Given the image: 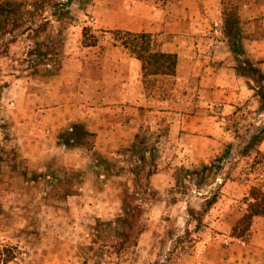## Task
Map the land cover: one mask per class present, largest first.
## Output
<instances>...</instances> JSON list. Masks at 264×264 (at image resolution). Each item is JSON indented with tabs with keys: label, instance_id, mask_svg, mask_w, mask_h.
Returning a JSON list of instances; mask_svg holds the SVG:
<instances>
[{
	"label": "rangeland",
	"instance_id": "rangeland-1",
	"mask_svg": "<svg viewBox=\"0 0 264 264\" xmlns=\"http://www.w3.org/2000/svg\"><path fill=\"white\" fill-rule=\"evenodd\" d=\"M16 1L38 7L28 8L31 23L0 43V86L7 85L0 101V264H264V218H254L243 238L234 233L250 190L264 191V60L252 63L251 98L229 115L217 107L198 114L207 124L200 143L176 123L184 120L190 131L195 122L188 119L199 108L195 83L144 81L141 72L142 105L127 116L135 136L145 138L136 150L154 155L145 165L135 136L112 155L94 151L98 116L106 124L112 116L98 109L113 103L92 81L77 86L99 76L106 50L129 56L114 41L128 31L101 27L108 0H69L65 9L67 0ZM220 9L221 36L232 22L247 61L244 44L264 46V0H222ZM124 114L113 115L122 122ZM198 146L201 157L186 156ZM129 195L133 227L119 247L123 239L113 229L123 227Z\"/></svg>",
	"mask_w": 264,
	"mask_h": 264
},
{
	"label": "crops",
	"instance_id": "crops-1",
	"mask_svg": "<svg viewBox=\"0 0 264 264\" xmlns=\"http://www.w3.org/2000/svg\"><path fill=\"white\" fill-rule=\"evenodd\" d=\"M122 2L123 4L120 3L122 5H118L116 0H108L109 8L105 12L101 27L150 34L156 38L161 52L177 55L174 79L184 84L191 83V86L192 82L195 83L193 90L198 91L199 108L196 110L197 113L194 112L196 113L194 116L188 117L190 122L193 119L195 121L190 131L189 123L184 120L176 123L179 128L180 123L182 124L181 129L186 131L184 137L192 138L198 143L202 142L206 139L204 132L207 124L198 114L209 111L208 109L213 112L217 107L220 108L217 113L229 115L234 111V106L253 95L252 80L239 72V61L245 60L233 52L229 38L221 36L222 0H123ZM243 47L249 63L264 60V46L256 48L255 45L244 44ZM103 59L105 64L99 76L87 80L86 83L80 81L77 86L81 89V86H90L89 81H92L91 87H95V91L100 96L104 90L109 93L112 100L110 103L113 104L107 110L102 108L98 110L99 115L104 111L112 113L111 121L108 124L99 122L98 116L96 130L98 140L94 151L103 155L107 153L112 155L115 153L111 152L112 149L126 144L129 142L128 139L136 135L131 126V116L127 115H132L133 105H142L141 99L144 98V94L143 88L140 87L139 61L130 55L127 56L120 48L106 50ZM256 66L252 67L256 68ZM123 99L124 103L121 104ZM122 111L125 116L122 117L124 119L121 122V119L117 118ZM113 114H116L117 118ZM176 123L170 128L173 133H176L178 127ZM174 138L175 136L168 142L171 155L177 150L175 147L177 142ZM190 152L191 154L186 156L201 157L204 150L198 146Z\"/></svg>",
	"mask_w": 264,
	"mask_h": 264
},
{
	"label": "trees",
	"instance_id": "trees-1",
	"mask_svg": "<svg viewBox=\"0 0 264 264\" xmlns=\"http://www.w3.org/2000/svg\"><path fill=\"white\" fill-rule=\"evenodd\" d=\"M70 1L67 0L65 4L61 5L62 9L69 7ZM37 9V5L33 6L30 4H25L18 2L16 0H2L0 1V43H3L8 38H14V32L22 28L26 23H31V18L34 17V13L29 11V7ZM57 13V10L55 11ZM229 31L228 38L230 44L232 45L233 52L236 56L242 54L240 49V37L239 34H236L232 31L233 24L230 21H227ZM235 26V24H234ZM31 25L29 24L26 31L31 30ZM114 41L119 44V46L124 49L131 57L136 59L141 64V72L144 81L147 77H169L174 78L176 75V65H177V55L168 54L158 51L154 47L152 40V35L147 33H131V32H121L117 34ZM96 43L85 44L87 47H93ZM41 57L40 54H38ZM239 67L243 72L242 76L248 78H253L256 73V70L249 64L247 61H239ZM7 88V85L0 86V101L3 90ZM262 101V110H264V96L259 95ZM135 136L136 144H133L134 151L145 144V138H138ZM137 139L139 142L137 143ZM138 146V148H137ZM148 155L142 153L140 150H136V154L141 157L142 162L146 165V162H149L148 159L153 162L155 160L154 155H152L150 150H146ZM150 163V162H149ZM154 163V162H153ZM149 165V166H153ZM129 196L126 197L123 207L125 216L122 219L123 227L118 229H113L114 234L117 237H121L123 240L121 245H124L126 242L130 241L127 233L132 230L133 222L132 219L135 216L136 208L131 209ZM215 202V194L209 198H205V203L203 205V211L207 212ZM262 217L264 218V191L257 188H252L248 196V205L245 215L237 223L234 233H236L237 238H243L249 231L251 222L254 218Z\"/></svg>",
	"mask_w": 264,
	"mask_h": 264
}]
</instances>
